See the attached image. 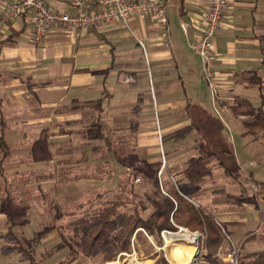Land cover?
<instances>
[{"label":"crops","instance_id":"0c3cea01","mask_svg":"<svg viewBox=\"0 0 264 264\" xmlns=\"http://www.w3.org/2000/svg\"><path fill=\"white\" fill-rule=\"evenodd\" d=\"M158 1L166 9V29L150 17L134 16L126 23L115 22L84 32L55 26L35 42L27 16L7 26L0 35V119L5 125L9 154L3 158L0 150V203L7 198H23L19 193L33 186L46 190L41 193L43 197L58 181L55 177L60 183L65 179L64 168L70 167L65 163L71 159V151L60 147L63 137L70 140L73 132L87 130V119L93 115L86 108H71L94 103L104 90L110 96L103 101L102 126L109 115L105 112L107 102H137L142 98L143 107L147 105L145 108L150 110L152 105L158 111L159 132L147 122L137 145L153 163L158 161L159 144L163 147L167 142L177 147L163 151L169 162L164 181L167 177L182 180L181 172L189 158L180 168L174 167L189 137L195 150L194 133L185 140L169 138L189 125L185 113L188 105L200 106L219 118L226 136L222 117L231 115L229 106L236 97H230L231 91H245L244 82L249 83L247 75H241L261 67L264 58V0H228L214 43L219 102L230 103L228 108L216 104L220 113L201 79V60L192 48L204 26L208 0ZM43 2L54 10H68V0ZM145 64L149 66L146 73L142 71ZM55 145H59L58 150ZM15 184L21 188L16 190ZM4 210L0 207V238L8 227ZM3 245L0 239V247ZM8 257L19 262L16 254Z\"/></svg>","mask_w":264,"mask_h":264},{"label":"rangeland","instance_id":"374dc122","mask_svg":"<svg viewBox=\"0 0 264 264\" xmlns=\"http://www.w3.org/2000/svg\"><path fill=\"white\" fill-rule=\"evenodd\" d=\"M90 4L97 8L94 1L90 0ZM145 65L142 70L144 73L147 72L149 67ZM259 75L263 80L264 87V68L260 70ZM202 81L205 84L203 79ZM244 84L247 85L245 91L244 88L234 89L231 91L232 96L230 97L246 96L257 107L259 97L256 86L245 82ZM205 86L207 88L206 84ZM150 95L148 94V97ZM209 95L218 113H220L218 106L223 104L225 108H228L230 103L227 102V105V103L219 102L218 94L216 97L210 93ZM144 100L140 98L137 102L127 103L122 101L120 103L107 102L105 104V112H108L109 115L105 118V121L103 120V129L109 137L117 157L106 151L102 143L89 140L87 131L92 124L91 118H88L87 130L81 133L73 132L70 140L63 137V146L60 147L69 148L71 159L65 163L70 167L64 168L65 179L61 183L55 177V180L59 182L53 184V188L49 189L43 197H41V193L46 190H42L40 186L38 188L41 190H38L33 186L32 190L27 188L24 189L25 191L22 194L19 193V195H23V198H7L4 203H0V207L4 208L6 214L10 216L12 223L10 230L22 240L33 238L46 227H54L52 232L44 234L33 245L35 249H33V257L38 264H101L100 258H86L80 252L76 257L68 258L69 249L67 245L70 243L72 235L71 225L85 211L93 213L103 208L108 202L119 200L125 204L121 211L131 213L136 209L143 219L150 216L154 208L153 203H151L152 193H154L153 185L151 179L141 167L144 166L149 168L151 172H156L158 178L165 182L164 177L166 174L164 171L168 168L169 162L163 151H170L177 147L167 142L166 146L163 147L159 144L157 147L160 151L156 163L149 161L146 151L138 148V136L140 137V134L144 131L141 129L147 122L152 123L153 129L159 132L158 111L152 105L150 110L145 108L147 105L143 107ZM90 111L93 114V111ZM220 116L222 117L221 114ZM110 117L112 120H110ZM222 119L226 124L225 134L229 138L236 161L240 167L237 178H227L222 171L215 170L210 177L198 186L183 185V179L179 180L177 178H171L170 183L172 185L181 184L184 194L196 195L194 202L189 201L196 208L203 210L205 214L212 216L224 237V244L217 249L218 260L222 263L237 264L238 253L264 250V139L262 134H258V141L243 134L245 130L242 122L245 118L234 119L226 113ZM159 139L161 140L160 136ZM192 142L191 137L183 142L184 144L180 148L182 153L178 157V162L176 161L179 164L174 168L183 166L187 158L198 156L196 150L192 151ZM58 147L59 145H55L57 150ZM73 155L75 158H73ZM76 160L81 161L76 162ZM162 172H164L163 175ZM168 178L166 179L168 180ZM0 186L3 188L2 185ZM17 188L21 187L16 185V190ZM160 190L162 194L167 195L165 193L167 189L163 187V184L160 186ZM226 196L233 197L234 200H240V207L227 201ZM0 201L2 200L0 199ZM244 219H248L246 223H243ZM2 225L3 222L0 223V226ZM7 225L9 226L8 222ZM175 227L177 228L176 231L164 230L160 232L161 245L159 247L155 236L148 235L142 229L138 230L147 243L143 244L136 238V231L130 240V253H121L115 261L104 264H155L159 259V255H163L169 264H174L169 259L168 252L171 246L174 249L177 248L175 244L194 247L189 262L200 264L199 258L204 255V250L199 247L204 239L203 235L198 231L193 232L184 227ZM8 229L9 227L5 231L7 232ZM181 229L194 234L196 241L176 240L174 243L172 242L173 245L165 248V236H177L182 233ZM252 231L255 232L251 235ZM6 232L0 238L4 243L0 249L6 245L3 238ZM144 245L151 246L152 250ZM153 251L157 254L156 257L152 256ZM8 256L10 255L4 256L0 252V264H28L27 262H16L15 258ZM17 257L20 258L19 255Z\"/></svg>","mask_w":264,"mask_h":264},{"label":"trees","instance_id":"16d2710c","mask_svg":"<svg viewBox=\"0 0 264 264\" xmlns=\"http://www.w3.org/2000/svg\"><path fill=\"white\" fill-rule=\"evenodd\" d=\"M261 64V67L256 70L241 75H247V79L245 78L247 82L256 86L259 97L258 106L255 107L250 100L239 96L234 97L229 106L233 117L245 118L242 122L245 130L243 134L251 136L255 141H258V134H262L264 139V87L263 80L259 75L260 70L264 68V58ZM103 94L94 103H87L82 107L74 106L71 111L79 110V108L92 110V125L87 131L89 140L102 143L106 151L117 157L116 151L112 147L109 137L104 133L100 121L103 115V101L105 97L107 99L110 96L106 90L103 91ZM185 113L190 120L189 125L169 136L173 140H185L192 133L195 135L194 149L197 151L198 156L191 157L186 161L181 172L183 181L187 185L198 186L210 177L215 169H221L227 178H237L240 167L228 137L223 134L224 126L221 120L210 114L206 109L195 105H188ZM4 126V122L0 119V150L3 158L9 154V147L3 134ZM1 160L3 161V159ZM141 168L147 173L153 185L154 193H152L151 203H153L154 208L150 216L143 219L136 209L131 213L121 211L125 204L119 200L110 201L103 208L93 213L85 211L71 225L72 235L70 243L67 242L68 258H74L80 252L86 258H100L101 264L112 262L119 254L130 253V240L136 231V238L143 244L147 243L138 230L142 229L148 235L155 236L159 247L161 245L160 232L164 230L176 231L175 226H178L190 229L193 232L198 231L203 235L204 239L199 247L204 250V255L199 258L200 264H233L229 262L222 263L218 260L217 249L224 244V237L212 216L205 214L203 210L196 208L190 202L195 201L196 195L184 194L178 183L172 185L170 179H175L174 177H169L167 181L163 182L158 178L156 172H151L149 168L144 166ZM162 184L167 189L165 191L167 195L162 194L160 190ZM226 197L228 198L227 201L240 207V200ZM9 217L6 214L9 229L3 236L6 245L0 249L1 254L4 256L16 254L20 256L19 261L21 262L38 264L33 257V245L44 234L52 232L54 227H46L33 238L22 240L10 230L12 223ZM144 246L152 250L151 246ZM152 256L156 257L157 254L153 251ZM155 264L169 263L163 255H159V259ZM237 264H264V250L238 253Z\"/></svg>","mask_w":264,"mask_h":264},{"label":"built area","instance_id":"2783aa9c","mask_svg":"<svg viewBox=\"0 0 264 264\" xmlns=\"http://www.w3.org/2000/svg\"><path fill=\"white\" fill-rule=\"evenodd\" d=\"M93 1L97 8L90 4V0H68V10L58 11L46 6L43 0H0V35L12 21L23 16L28 17L35 42L41 41L55 26L84 32L115 22L126 23L134 16L150 17L161 29L167 28L165 7L158 0ZM227 8L228 0H208L204 26L192 44L193 50L201 60L202 79L214 97L220 88L215 69L217 54L214 43L216 31ZM139 45L148 64L143 43L139 41ZM226 236L228 237L227 234Z\"/></svg>","mask_w":264,"mask_h":264},{"label":"bare ground","instance_id":"6f19581e","mask_svg":"<svg viewBox=\"0 0 264 264\" xmlns=\"http://www.w3.org/2000/svg\"><path fill=\"white\" fill-rule=\"evenodd\" d=\"M181 232H180L181 234H178L177 236H165L164 239L165 248L169 247L170 245H173L172 242L174 243V241L176 240H181L185 242L196 241V236L194 234H190L187 231H184L183 229H181ZM175 245H177L176 249H174L173 246L169 248L170 249L168 252L169 259L174 264H189L194 247H188L178 244Z\"/></svg>","mask_w":264,"mask_h":264},{"label":"water","instance_id":"95a60500","mask_svg":"<svg viewBox=\"0 0 264 264\" xmlns=\"http://www.w3.org/2000/svg\"><path fill=\"white\" fill-rule=\"evenodd\" d=\"M199 236V235H198ZM198 240H199V238H198Z\"/></svg>","mask_w":264,"mask_h":264}]
</instances>
